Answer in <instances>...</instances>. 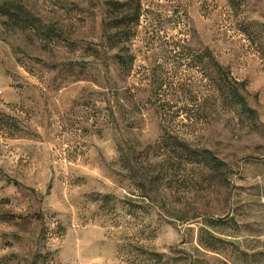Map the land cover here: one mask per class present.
<instances>
[{"label":"rangeland","instance_id":"1","mask_svg":"<svg viewBox=\"0 0 264 264\" xmlns=\"http://www.w3.org/2000/svg\"><path fill=\"white\" fill-rule=\"evenodd\" d=\"M0 264H264V0H0Z\"/></svg>","mask_w":264,"mask_h":264},{"label":"trees","instance_id":"2","mask_svg":"<svg viewBox=\"0 0 264 264\" xmlns=\"http://www.w3.org/2000/svg\"><path fill=\"white\" fill-rule=\"evenodd\" d=\"M112 5V10L115 14V24L117 27V34L112 38V43L115 45L116 48L120 49V46L122 45V39H123V35H126L127 32L126 30L129 29V31H131V27L132 26H137V24L140 23V18H141V9L138 8V11L135 12V19L134 20H130L129 17H124L122 19H119L120 15L123 13V11L127 12L128 9V5L125 4H120V3H114L111 4ZM4 11H6L5 13L7 14V8H3ZM9 14L11 15V12L9 11ZM134 21V22H133ZM125 31V32H124ZM130 33V32H129ZM209 56L211 57V53L209 52ZM218 69H219V73L222 76V79L224 82H227V85L230 87L229 91L230 94L232 96V98L234 99V101L240 106L242 112L244 114H246L248 117L254 118L256 117V112L253 111L251 108H249L248 104H247V100L246 97L243 96L240 92V89H245V83H239L233 80H230L229 78V72L223 67L220 66L218 64ZM167 106V107H166ZM171 109L172 105L171 104H166L162 106V109L164 110V115H163V130L165 131V133L170 134V123H172V125L175 122L174 119V115H176L175 112H170L168 113V110L166 109ZM169 119V120H168ZM171 119V121H170ZM181 143L183 145L187 146V152L190 153L189 156L191 158H193L195 156V154H193V150L190 146L191 142L189 141H183L180 140ZM200 156L203 157L204 162L206 164V166L212 168L215 172H218L219 175L217 176V178H212V179H216L214 184H209V190H212L213 187L216 188H227L230 182V168L228 167L226 170L224 169L225 167V163L222 162L213 151L209 150V149H203L202 152L200 153ZM192 160V159H191ZM201 212H196L194 214H191V216H187L185 218H180L181 221L183 222H188L190 220H196L198 218H200ZM176 218V217H174ZM228 219V218H227ZM213 221L215 223H223V220H216L213 219ZM208 240H218L214 235H210V237L208 238ZM211 250L213 251H218V249L216 247H214L213 245H209L208 246Z\"/></svg>","mask_w":264,"mask_h":264}]
</instances>
